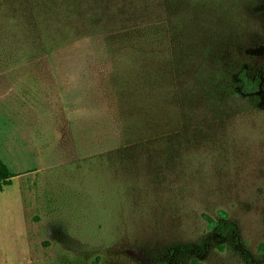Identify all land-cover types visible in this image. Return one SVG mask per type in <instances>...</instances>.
Instances as JSON below:
<instances>
[{
    "label": "rangeland",
    "instance_id": "374dc122",
    "mask_svg": "<svg viewBox=\"0 0 264 264\" xmlns=\"http://www.w3.org/2000/svg\"><path fill=\"white\" fill-rule=\"evenodd\" d=\"M0 159V264L263 261L264 0H0Z\"/></svg>",
    "mask_w": 264,
    "mask_h": 264
},
{
    "label": "trees",
    "instance_id": "16d2710c",
    "mask_svg": "<svg viewBox=\"0 0 264 264\" xmlns=\"http://www.w3.org/2000/svg\"><path fill=\"white\" fill-rule=\"evenodd\" d=\"M197 80L193 78V80L189 81L188 85L191 86V89L181 91L183 96L186 97V101L188 103L190 102L192 104V107H194L193 103L195 102V99L197 97V92L200 90V88H197L194 83H196ZM220 88V86H218ZM260 89V77L258 74H248L247 68H240L238 72L236 73V80L229 81L227 86V91L230 94H236L238 96H252L255 95ZM150 103L152 104V100L150 99ZM206 112L211 111L210 104L208 101L206 102ZM197 121L196 124L200 125L198 115H195ZM14 176L13 172L9 170L7 165L0 159V184H10L11 178ZM214 230L224 236L227 234L228 230H233V224L230 222H226L223 220H218L217 222H214ZM154 264H165L164 261L155 262ZM247 264H264L263 261H251L248 260Z\"/></svg>",
    "mask_w": 264,
    "mask_h": 264
}]
</instances>
